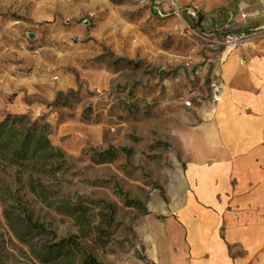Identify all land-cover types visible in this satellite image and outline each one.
<instances>
[{
	"label": "rangeland",
	"instance_id": "374dc122",
	"mask_svg": "<svg viewBox=\"0 0 264 264\" xmlns=\"http://www.w3.org/2000/svg\"><path fill=\"white\" fill-rule=\"evenodd\" d=\"M158 1L165 17L154 0H0V117L25 111L54 118L52 141L69 157L64 173L0 163V264H42L8 232L3 216L7 189L24 194L30 174L53 192L50 200L90 207L82 226L27 192L28 206L58 237L80 235L103 264L145 262V231L154 222H179L167 209L195 192L189 172L194 132L217 118L211 83L195 85L186 77L199 74V67L209 66L227 94L233 90L221 70L230 51L239 53L240 65L250 70L240 78L248 98L242 109L249 116L264 113L253 102L264 96V27L247 32L252 22H264V0ZM170 2L184 9L181 15ZM227 34L239 38L228 42ZM32 84L79 90V96L72 109L51 107L39 91H31ZM88 106L90 122L81 119ZM111 147L127 151L100 161L96 152ZM213 165L202 164L209 170ZM218 181L211 179L209 192H219ZM236 182L231 179L233 186Z\"/></svg>",
	"mask_w": 264,
	"mask_h": 264
},
{
	"label": "crops",
	"instance_id": "0c3cea01",
	"mask_svg": "<svg viewBox=\"0 0 264 264\" xmlns=\"http://www.w3.org/2000/svg\"><path fill=\"white\" fill-rule=\"evenodd\" d=\"M258 27H264V22H252L247 32ZM239 58V53L230 51L221 70V79L233 90L227 94L220 78L210 75L209 66L186 76L200 86L219 81L223 99L210 103L213 113L218 110L217 118L202 124L194 132L196 139L190 141L194 160L189 172L197 184L195 192L167 209L179 222L172 219L167 225L154 222L149 226L143 242L148 258L137 264H264V113L249 116L242 109L248 98L241 91L245 82L240 78L250 70L240 65ZM31 87L47 103L58 92ZM255 101L264 110V96ZM202 164L215 165L209 170ZM214 177L219 179V192H209ZM232 178L237 180L235 186Z\"/></svg>",
	"mask_w": 264,
	"mask_h": 264
},
{
	"label": "trees",
	"instance_id": "16d2710c",
	"mask_svg": "<svg viewBox=\"0 0 264 264\" xmlns=\"http://www.w3.org/2000/svg\"><path fill=\"white\" fill-rule=\"evenodd\" d=\"M159 16L165 17L166 14ZM77 96H79V90L58 92L48 106L63 110L72 109L74 108L72 99ZM91 111L90 106L85 108L81 119L90 122ZM53 121L54 118L52 120H46L43 117L34 118L30 113L9 112L0 117V163L5 162L7 166L19 168H31V171L35 172H66L69 168V157L52 141ZM119 150L127 151L125 148L111 147L105 152L96 153L100 161L105 159L113 161L117 158ZM27 192L35 193L36 196L49 201L48 205L56 212L74 217L82 226L90 207L85 203H74L67 198L50 200L53 192L48 190L41 180L34 179L31 174L25 183L24 194H21L20 189L14 194L8 188L7 193H10V198L7 199V206L3 210L8 232L17 241L28 246L36 260L42 264L60 260H66L72 264L76 261L79 264H103L81 240L80 235L58 237L55 230L41 222L36 217L34 209L24 200ZM138 204L142 207L141 203L138 202ZM107 207L110 206L107 204ZM111 209L112 213L113 208ZM107 221L113 224V216L110 215ZM2 246L3 241L0 238V262L4 259Z\"/></svg>",
	"mask_w": 264,
	"mask_h": 264
},
{
	"label": "built area",
	"instance_id": "2783aa9c",
	"mask_svg": "<svg viewBox=\"0 0 264 264\" xmlns=\"http://www.w3.org/2000/svg\"><path fill=\"white\" fill-rule=\"evenodd\" d=\"M170 3H171V10L174 13H176V15H178V16L181 15L184 9L180 8V6H178L175 2H170ZM159 5H160L159 1L158 0H154V8L156 9V11H158V13L160 15H165L162 12L163 10H161L159 8ZM187 13L189 15L193 16V17H196L198 12L196 10L189 9V10H187ZM238 38L239 37H237V36H235L233 34H227L226 35V39H227L228 42L237 41ZM210 88H211L210 100H211L212 104L215 105V104L220 103L222 101V99H223V90H222L221 85L216 83V82H212ZM185 105L187 107H190L192 105V101L190 99H187L185 101Z\"/></svg>",
	"mask_w": 264,
	"mask_h": 264
},
{
	"label": "water",
	"instance_id": "95a60500",
	"mask_svg": "<svg viewBox=\"0 0 264 264\" xmlns=\"http://www.w3.org/2000/svg\"><path fill=\"white\" fill-rule=\"evenodd\" d=\"M31 36H34V33H30Z\"/></svg>",
	"mask_w": 264,
	"mask_h": 264
},
{
	"label": "bare ground",
	"instance_id": "6f19581e",
	"mask_svg": "<svg viewBox=\"0 0 264 264\" xmlns=\"http://www.w3.org/2000/svg\"><path fill=\"white\" fill-rule=\"evenodd\" d=\"M222 104V103H221ZM220 115L222 114V112L219 113Z\"/></svg>",
	"mask_w": 264,
	"mask_h": 264
}]
</instances>
